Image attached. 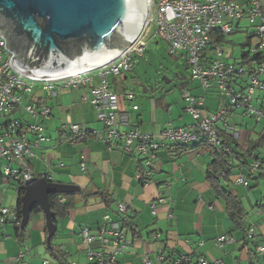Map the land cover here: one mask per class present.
I'll return each instance as SVG.
<instances>
[{"label": "built area", "instance_id": "1", "mask_svg": "<svg viewBox=\"0 0 264 264\" xmlns=\"http://www.w3.org/2000/svg\"><path fill=\"white\" fill-rule=\"evenodd\" d=\"M263 6L261 0H245L243 3L236 0H148L146 27L133 44L104 65L57 80H37L16 72L9 64L12 53L4 47V38L0 37V177L14 181L17 187H24L40 177L51 180L49 172L35 177L31 160L35 156V148L49 140L44 135L42 123L52 115L49 100L62 90H82L79 100L93 108L96 120L102 123L103 139L108 147L116 146L123 152H134L142 157L141 168L135 172V178L140 182L150 177L152 153L166 142L205 143L216 149L222 140L218 131L239 140L241 133L227 123L230 113L238 110L243 117L264 122V39L261 38L254 46L248 44L246 51L250 56H262L253 63L223 60L222 41L226 34L236 31L244 18L255 24L254 34L264 36ZM149 26H153L155 35L167 43L171 55L185 56L190 78L202 90L201 94H194L187 87L180 91L181 100L185 103L183 110L191 116V123L175 127L171 121L165 122L156 134L141 132L130 117L129 111L139 108L134 102L135 92L124 88L117 93L111 88V80L129 72L134 55L142 54L145 45L142 36ZM37 86L45 95H32ZM211 89L226 94L227 98L214 111L203 114L204 92ZM27 97L30 103H25ZM121 101L126 103L127 109L122 108ZM62 129L63 137L67 139L89 131L85 125L74 123L69 117L62 124ZM247 158L251 159L245 165L247 173L253 174L260 165V159L254 152ZM43 162L48 168L47 158H43ZM235 181L245 186L248 184L244 175L237 176ZM164 201L165 198H158L151 206L154 208ZM128 213L129 204L117 202L116 219L105 213L96 229L91 230L87 226L79 229L85 264L116 263L117 255L129 243L126 237ZM6 222L20 224L13 208L0 206V225ZM247 237H257L253 227L248 228ZM233 241V236L227 233L218 236L215 244L223 246ZM256 249L262 253L264 245L257 244ZM28 251L29 247L24 246L11 261L21 262ZM189 262V256L179 254L172 264ZM197 262L224 264L220 259L210 262L203 256H199ZM42 264H49V261L43 259ZM143 264H165L163 249H158L154 263L144 256Z\"/></svg>", "mask_w": 264, "mask_h": 264}, {"label": "crops", "instance_id": "2", "mask_svg": "<svg viewBox=\"0 0 264 264\" xmlns=\"http://www.w3.org/2000/svg\"><path fill=\"white\" fill-rule=\"evenodd\" d=\"M236 1L243 3L245 0ZM124 79L125 76L120 81L115 78L111 80L112 90L121 93L126 88L123 85ZM185 84L184 87L192 93H202L195 81L192 86L190 82ZM182 88L179 87L180 91ZM69 92L57 98V114L65 112L64 118L58 119V123L52 126L53 130L49 128V124L56 121L53 115L42 123L44 135L49 138L48 144L43 142L40 147L35 148V156L31 160L35 177H39L42 172H49L54 182L75 184L85 193L99 192L94 196H84L80 191L77 192L74 207L57 219V232L53 242L58 249L67 252L69 264L75 262L69 261L74 250L84 255L79 229L83 226L96 229L105 213L116 219L117 202L129 204L135 235L131 231L126 233L129 243L117 255L115 264H143L144 256L154 263L160 248L163 249L165 264H172L179 254L190 257L187 264H198L199 256L210 262L220 259L224 264H264V252L256 249V244L264 245V210L261 207L264 189L262 190L260 181L264 179L258 177V170L248 177L245 166L233 167L227 181L220 176L222 185L230 187L240 198L245 211V225L247 228L253 227L257 235L253 241L249 239L245 242L240 231L232 230L222 199L213 193L207 182L206 167L213 159L210 147L203 144L195 146L196 143H193L190 144L191 148L184 150L182 146L166 142L152 153L150 177L145 182H139L135 178V172L141 168L142 157L134 152H123L116 146L108 147L103 139V126L96 124L93 108L79 100L82 90L76 94ZM204 93L203 114L214 111L227 98L226 94H220L215 89ZM207 97L209 101L206 102ZM50 104L53 112L55 105ZM121 106L127 109L123 101ZM139 110L140 107L136 111H129L139 130L156 134L167 122L161 112L165 111L169 115L172 108L170 102L159 96L152 100L151 115L142 114ZM67 117L74 123L85 125L89 131L74 138H64L62 124ZM177 118H180L176 123L179 126L192 122L190 116L187 118L181 112ZM242 118L244 117L240 112L235 110L227 117V123L230 121L232 124H228L241 133L237 142L241 149H245L248 142L258 136L264 124L253 120L252 128H243ZM170 121L173 124V119ZM258 124L261 125L256 127ZM263 147L264 144L253 151L260 159H264V152H259ZM43 158H47L48 168L44 165ZM233 163L237 164L235 160ZM239 175L247 178L246 186L235 181ZM5 180L0 177V190L10 187L17 193L12 181L7 180L5 183ZM104 195H107V203ZM1 197L0 206H5L1 204ZM158 198H165V201L152 208L151 203L157 202ZM11 199L14 200L12 197ZM15 205L16 202L11 203V208ZM35 215V226L27 228L22 240L15 235V224L6 222L0 225V264H42V260L46 258L39 263L40 250L50 254L44 243V217L41 213ZM33 232L36 235L33 236ZM227 233H231L234 241L223 246L216 245L215 239ZM24 246H28L29 251L24 254L21 262H12L11 258ZM35 249L38 251L35 252ZM53 264L59 263L54 259ZM81 264H85V259Z\"/></svg>", "mask_w": 264, "mask_h": 264}, {"label": "water", "instance_id": "3", "mask_svg": "<svg viewBox=\"0 0 264 264\" xmlns=\"http://www.w3.org/2000/svg\"><path fill=\"white\" fill-rule=\"evenodd\" d=\"M147 13L148 0H0V37L12 53L9 64L16 72L57 80L118 56L142 35ZM23 188L19 226L28 224L38 205L49 242L57 226L48 195L77 193L80 188L43 177Z\"/></svg>", "mask_w": 264, "mask_h": 264}, {"label": "rangeland", "instance_id": "4", "mask_svg": "<svg viewBox=\"0 0 264 264\" xmlns=\"http://www.w3.org/2000/svg\"><path fill=\"white\" fill-rule=\"evenodd\" d=\"M261 1L264 4V0ZM263 11H264V6H263ZM253 25L255 24H250L248 20L244 18L240 21L239 27L236 29L235 32L226 34L224 36L221 47L223 51V55L221 56V58L223 60L229 63H233L234 61L241 62V53L242 51L247 50L248 44L254 46L259 42L261 38L264 39V36L259 37L256 34H254L255 26ZM249 37L251 38L249 39ZM142 39L145 45L141 55L138 54L134 55L132 69L129 72L123 74L122 76H116L115 79L117 81H120L121 78L125 76V79L123 80V85L127 89H132L135 92L136 97L134 102L138 104V106L140 107L139 111L140 113L142 112V114L151 115L150 112H151L152 100H154L157 96L164 97L167 102H170L172 110L169 115L165 111H162L161 112L162 117L167 122H169L170 119H173L174 126L178 127L179 125L177 124L180 118H177V115L180 112L183 113V115H185L187 118L190 116L189 113L187 112L184 113L183 107L185 106V103L183 102V100H181L179 87L181 84L187 82H190L191 86L194 84V81H192L190 78L189 69L186 63L185 56L180 54L171 55L167 50V43L161 38H159L157 35H155L153 26H149L146 29L145 33L142 36ZM108 79L111 80L110 75L108 76ZM166 80H168L169 82L166 83ZM94 82L97 85L98 83L97 78L94 79ZM66 92L68 91L62 90L58 97H52L49 100V104L52 103V105H55V107L53 106L52 115L54 118H56L55 122H51L49 124L50 130H53L52 126L58 123V119H63L65 116L64 115L65 112H61L60 115L57 114L59 113V111H58V106L56 105L58 104L57 101L60 98V95H63V93ZM77 92L78 91L73 90L70 91L69 94H76ZM41 94L45 95L44 92L40 91L39 86H37L32 92V95H41ZM206 99H207L206 102L209 101L208 97ZM30 102L31 101L29 97H27L25 103H30ZM158 111L160 112V108L158 109ZM38 121L39 120H37V122ZM228 123L231 122L229 121ZM262 123L264 124V122H261V124ZM96 124H98L99 126L102 125V123L99 121H97ZM253 125H254L253 119H251L250 117L242 118L241 127L244 128L245 126H248V129H250L252 128ZM260 125L258 124L256 127H259ZM45 144L48 143L45 142ZM259 152L263 153L264 147L260 148ZM250 160L251 159L249 158V161ZM7 180L8 179L5 180V183L7 182ZM260 181H261V188L263 190L264 181L262 180ZM11 183L15 185L14 181H12ZM8 184L9 183H7V185ZM7 189L0 190V197L2 196L1 204L11 208V203L15 204L17 200V193L15 192V190L11 189L10 187H7ZM11 197L14 198V200H12ZM36 218L37 217L35 214L31 216L28 227L32 228L33 226H35L34 222ZM34 233L35 232H33V236L36 235ZM38 248L40 249V246H38ZM37 251L38 249H35V252ZM42 252L43 251L40 250L41 255L38 256L39 263L45 257L46 259L49 260L50 264H53L54 259L51 257V255ZM84 259H85L84 255L77 253L76 250H74L72 252V256L69 258V261L70 262L75 261L81 264L82 262L84 263Z\"/></svg>", "mask_w": 264, "mask_h": 264}, {"label": "trees", "instance_id": "5", "mask_svg": "<svg viewBox=\"0 0 264 264\" xmlns=\"http://www.w3.org/2000/svg\"><path fill=\"white\" fill-rule=\"evenodd\" d=\"M262 58L261 55H256L250 56L247 51H242L241 53V60L243 62H248V63H253V62H258ZM186 84L183 83L180 85V87H184ZM155 99H158L156 97ZM219 135L222 137V140L220 144L217 146L216 149L211 148V152L213 154V159L208 163L206 167V179L207 182L213 191V193L222 199L224 206H225V211L226 214L228 215V218L231 221L232 224V230L235 231H240L242 233V239L247 242L249 239L254 240L256 237H247V230L248 228L245 225V211L242 206V203L240 201V198L238 195H236L231 188L229 187H224L222 185L223 180H221L220 176L224 179V181H227V177L231 173V169L233 167L241 168L244 167L248 161L247 157L256 149H258L262 144H264V125L258 132V136L255 139H251L248 142V145L245 149H241L239 147V144L237 140H235L232 136L226 134L223 131H218ZM200 144H203L207 147H209L205 143H196L195 146H198ZM175 146H182L184 150L191 148L190 144H183V143H175ZM257 157V156H256ZM259 158V157H258ZM260 159V158H259ZM237 164H234L233 161ZM258 177L264 179V159H260V165L258 167ZM256 170V171H257ZM251 174H248L247 176L250 177ZM52 181V180H50ZM140 182V181H139ZM16 186V184H15ZM17 201L16 205L13 208L15 210L17 218L20 220L21 215H20V208H21V196L24 192L23 187H17ZM81 194L84 196H94L98 195L99 192H92V193H85L82 190L80 191ZM77 193H67V194H60V193H54V194H49V202L51 206V210L53 211V221L57 223V219L60 217H63L71 208L74 207L75 205V196ZM102 196L103 193L101 192ZM105 196V202L107 203V195ZM261 207L264 210V198L263 202L261 204ZM42 213L41 209L39 208L38 205H34L31 212H30V217L29 221L31 219V216L33 214H39ZM128 218H129V223L126 226V231H131L133 232L132 234L135 233V227L132 223V215L128 213ZM28 224L24 228H20L19 225L15 224V235L19 240H22L25 232L28 228ZM57 232V230H56ZM56 232L54 236L50 239L49 242H47L46 237H47V232L44 226V234H45V246L46 250L50 253L51 257L55 259L59 264H69L67 259H68V254L67 252L61 251L58 249L53 240L56 236ZM231 234V233H229ZM135 235V234H134ZM259 241V240H257ZM254 243V242H253ZM256 244V242L254 243ZM257 246V244H256Z\"/></svg>", "mask_w": 264, "mask_h": 264}, {"label": "bare ground", "instance_id": "6", "mask_svg": "<svg viewBox=\"0 0 264 264\" xmlns=\"http://www.w3.org/2000/svg\"><path fill=\"white\" fill-rule=\"evenodd\" d=\"M106 64V63H105ZM104 65V64H103ZM96 68V67H95ZM92 69H94V68H92ZM90 70V69H89ZM87 71V70H86ZM84 72V71H83Z\"/></svg>", "mask_w": 264, "mask_h": 264}]
</instances>
